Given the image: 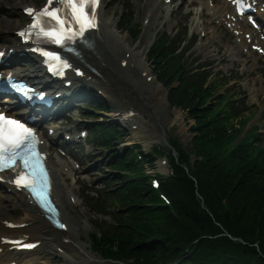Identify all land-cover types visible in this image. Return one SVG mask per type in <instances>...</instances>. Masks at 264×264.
Instances as JSON below:
<instances>
[{
    "label": "trees",
    "instance_id": "obj_1",
    "mask_svg": "<svg viewBox=\"0 0 264 264\" xmlns=\"http://www.w3.org/2000/svg\"><path fill=\"white\" fill-rule=\"evenodd\" d=\"M131 17L121 16L120 26L130 27ZM130 32L139 35L138 28ZM180 42L159 37L148 52L171 106L194 120L191 147L177 137L170 141L178 154L173 173L159 175L171 204L139 164H153L159 151L139 160L134 147L123 150L112 164L120 172L117 188L95 200L100 207L117 206L116 224L92 233L94 249L115 264H264V135L254 127L241 138L249 118L230 89L222 93L227 81L209 83V73L194 72L184 54H176ZM89 98L99 110L106 104L96 92ZM91 129L107 149L125 135L113 123L95 122Z\"/></svg>",
    "mask_w": 264,
    "mask_h": 264
},
{
    "label": "rangeland",
    "instance_id": "obj_2",
    "mask_svg": "<svg viewBox=\"0 0 264 264\" xmlns=\"http://www.w3.org/2000/svg\"><path fill=\"white\" fill-rule=\"evenodd\" d=\"M201 1L203 0H198V2ZM18 2H23L24 5L30 3L41 5L44 0H18ZM105 2L106 3L103 7L104 19H112L113 21L117 22L118 25L116 28V32L120 33V35H125V39L129 42L130 47L138 46L139 48H141V50H143V48H145V46L148 44L152 45V43L161 33L166 32L174 34L177 29L184 30V28L187 27L188 22H192L193 20V18H191L193 8L187 5H182L178 10L175 9L169 15L167 11H163L161 8H156L153 11H150L148 6L150 0H105ZM130 3L133 4L130 6ZM177 4L180 5V3ZM3 7L4 9H1L2 7L0 8V43L2 42V40H4L3 37L5 36V34H8V31L6 30L8 26L13 29L12 31H16L19 27H21V25L27 23V19L20 15V9L11 8L9 11L8 9H6L7 5ZM198 9L199 8H195L194 13H197ZM150 12L152 13L151 17ZM130 14L134 18L131 22L130 27L126 28L124 26H121L124 29L119 30L118 26L120 17H128ZM147 16H149L151 19V24L148 27H146V23L144 21ZM134 27L142 29V33L139 35L138 39L131 37L132 34L129 33L131 28ZM195 30L196 29L193 28V31ZM193 34H191V31H189V35ZM187 39L190 40V38L188 37ZM230 47H235L234 43L232 42V36L222 27L211 26L209 29V33H207V36L205 37L203 43L199 41L192 50H189L187 52L185 56L190 63L198 58L200 59L198 63H211L212 68L214 69V73L219 76H224L227 78L234 77L235 80L231 84H229L228 87H232V93L239 97L238 100L244 99L248 108L250 109L249 111H246V113L242 112V116L250 117V114L254 109L259 110L257 116L252 121V124H257L261 131L264 132V93H262V90L264 88L263 86H261V82H263L261 71L252 73V63L248 59H244L243 61H241V63H237L232 57L233 53L230 50ZM25 58L26 59L20 60L17 63L20 64V62H22L23 68H19L17 66L14 69H16L17 71H22L24 68L26 69L25 71L35 70L37 68V64H35V62L33 61V56ZM198 63H195L194 66H196ZM147 67L151 68V76L153 77V79H155L154 84L163 86L166 90V93H164L166 95V111H164V114L167 118V124L161 132L159 141L148 145L145 144L141 139H136L137 136H134L133 132L137 129L139 122L138 120L134 121V119L131 121H117L118 124L124 126L126 129V133L122 137V141H120L122 142V144L118 148L113 149L112 151H108L105 149V147L99 146L94 143L91 146V153L87 155L86 150L81 146V148L78 149L76 156L80 160L85 162L84 167L85 169L89 170L88 175L91 178L90 184H98L97 186H94V188L90 191H100L104 187V183H107V178H116L114 176L115 171H113L109 166V164L111 163L114 164L115 161L109 163L108 161L110 155L117 150L118 152H121L123 148L129 147L131 149V147L137 146L138 144H141V147L136 148L135 153H142V150L150 152L154 148H156L159 151V153H157L156 161L152 165L145 162H141L140 164L144 166L148 175H150L151 177H158V175L161 173L166 176L171 175L172 159L174 157H178V154L175 152L171 145L167 144L166 140L170 142L173 141L175 137H177L179 139V143L185 149H189L191 147L189 146V143L195 135L194 131L191 129L194 125V120L192 118H188L187 113H184L180 108L171 106L170 102L167 99L168 90L163 84L158 81L157 76L155 75L154 67L148 60V58ZM98 89L102 88H99V86H93L85 90L83 93L88 94L92 91H98ZM102 90L105 94V97H103V99L106 102L102 110H99V112H97L95 110L96 107L86 99H83V101H75L74 105H69L63 109L62 113L64 117L58 118L54 121L55 124H57L55 125L57 131H76L78 129L86 128L87 130H89L88 141H92V131L90 129L91 123L93 121H97V117H100L99 121L107 120L108 122V120H111L113 110L118 108V104L116 102L117 100H119L118 97L112 92L106 93L104 89ZM119 104L120 108H125L123 102ZM105 107H108V109H104ZM136 112L138 114L134 117H140L139 115H141V112ZM149 115L153 114L147 111V116ZM113 119L118 120V118L115 117H113ZM51 122H53V120H51ZM51 122L50 120H47L44 123L43 127L51 125ZM68 177L69 180L67 179V181L63 180V178H60V181H62L61 184H64L63 193L66 197L65 200L66 202H69L65 194L66 191L69 193L70 190H73L78 197L77 203H79V208L75 209L74 206L69 202L68 212L79 222L82 240L89 246V250L93 254L98 256V262L93 264H114L109 260L103 259L101 255L95 251L94 243L91 238L92 233L96 231V227L94 226L100 225L101 227H105V223L107 225L112 224V217L106 216V218H102L99 214L93 212L91 206L86 203V201L82 200V197L84 196L81 189L82 186L85 184L87 185V183L81 180H78L75 183V177L73 175H69ZM116 184L117 183L113 182L111 183L110 187L113 188V186H116ZM95 188H97V190H95ZM90 197L92 196L90 195ZM5 204L11 205L5 215V219L12 221H20L21 219H23L24 205L21 201L10 200ZM80 211H84L85 215L80 214ZM62 251V249L56 248L55 246L51 245V243H47V241H45V244L40 245L34 253L18 254L17 256H21L22 258H24V260L28 259V261H30L31 263L37 262V264H67L63 258L64 256L62 255Z\"/></svg>",
    "mask_w": 264,
    "mask_h": 264
},
{
    "label": "bare ground",
    "instance_id": "obj_3",
    "mask_svg": "<svg viewBox=\"0 0 264 264\" xmlns=\"http://www.w3.org/2000/svg\"><path fill=\"white\" fill-rule=\"evenodd\" d=\"M16 1L7 2L6 0H0V7L7 5L16 9L20 6L19 2ZM153 1L155 4H159V0ZM216 1L221 5L220 7H210V3L205 6L208 11L213 10L215 19L224 18L227 13H231L230 6L226 0ZM33 5L30 3L26 6ZM117 25V22L112 19H102L100 30L91 38L90 46L82 51V57L78 60V64L85 67L88 77H91L94 81H88L87 79L77 80L74 92L78 90L77 92L80 93L93 87V85L104 89L106 93L112 92L119 99L116 101L118 108L113 110L112 116L124 121H131L133 118L135 119L134 121L138 120L139 127L137 126V129L133 132L134 136H137L136 139H141L147 145L158 142L161 132L167 124V118L164 114V111H166V95L164 94L166 90L163 86L154 84L155 79L151 77V68L147 67V52L151 44L146 45L143 50L138 46L130 47L125 35H120V33L116 32ZM6 30L8 34H5L4 37L2 36L4 39L3 46L16 47L13 29L8 26ZM124 61L127 63L126 66L123 65ZM22 66L23 64L20 65V68H23ZM92 69H95L96 72L92 71ZM25 70L24 68L23 71L15 73V76L45 84L47 78L43 74L40 65L35 70ZM120 101L124 103V109L119 107ZM136 111L141 112L138 118L134 117L138 114ZM147 111L153 115L147 116ZM49 140L51 142L54 141V136L49 137ZM54 187L58 190L60 202L62 201V205L66 206L63 220H66L68 224L67 231H61L52 226L39 213L40 210L30 204L29 198L24 193L15 194L24 205L23 219L19 222L26 223L27 227L11 230L1 222L2 217L0 216V247L4 248L3 253L0 255L2 258L0 264H6L11 261H18L19 264H30L29 261L23 260L20 256H16L14 252L9 251L7 246L3 244L4 237L17 234L29 236L30 240H40L42 244L47 241V243L62 249L63 258L67 264H93L98 262V256L93 254L89 250V246L82 240L79 222L68 212L69 205L65 200L63 185L56 181V186ZM6 188L9 189L12 186L7 184ZM5 198L9 200L8 197H3L0 193V211L9 209L3 203ZM33 264H37V262Z\"/></svg>",
    "mask_w": 264,
    "mask_h": 264
},
{
    "label": "snow or ice",
    "instance_id": "obj_4",
    "mask_svg": "<svg viewBox=\"0 0 264 264\" xmlns=\"http://www.w3.org/2000/svg\"><path fill=\"white\" fill-rule=\"evenodd\" d=\"M58 2L61 7L52 8L51 10L45 7V9L36 13V23L31 27H39L45 36L60 44L62 43V34L70 30L65 25L72 22L79 24L81 34L85 27L95 26V6L99 3V0H58ZM236 2L242 7V0H236ZM52 3L53 0H49V4ZM64 9H67V11L64 16H61V12ZM27 11L29 14L35 12L34 9H28ZM40 17H50L56 21V25L51 26L46 23L41 27L39 23ZM45 27H51L52 30L45 31ZM21 35H24V33H21ZM45 55L53 56L52 53H45ZM53 58L59 59V57L55 56ZM34 140L35 137L30 129H26L18 121L6 119L3 115H0V171L4 170L5 167H13L14 162L20 159L24 169L29 171H27V174L22 172L15 182L17 185L29 188L44 205L48 203V196L45 190L46 184L44 183L46 173L39 163L40 157L32 146ZM27 176H31L32 180H28ZM37 181L39 183H36ZM60 227H64V225L61 224ZM28 247H32V245H28Z\"/></svg>",
    "mask_w": 264,
    "mask_h": 264
}]
</instances>
